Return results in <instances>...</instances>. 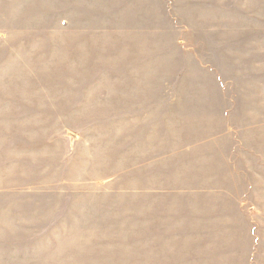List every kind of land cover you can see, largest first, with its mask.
I'll return each instance as SVG.
<instances>
[{
  "label": "rangeland",
  "instance_id": "obj_1",
  "mask_svg": "<svg viewBox=\"0 0 264 264\" xmlns=\"http://www.w3.org/2000/svg\"><path fill=\"white\" fill-rule=\"evenodd\" d=\"M0 264H264V0H0Z\"/></svg>",
  "mask_w": 264,
  "mask_h": 264
}]
</instances>
